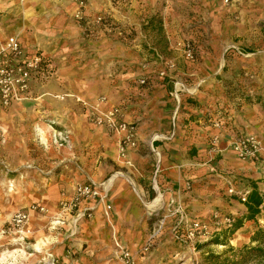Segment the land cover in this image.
<instances>
[{"label": "crops", "instance_id": "crops-1", "mask_svg": "<svg viewBox=\"0 0 264 264\" xmlns=\"http://www.w3.org/2000/svg\"><path fill=\"white\" fill-rule=\"evenodd\" d=\"M116 2L87 0L81 7L76 0H0V35L18 36L24 54L39 50L52 66L56 65L48 79H33L24 98L7 107L0 102V113H30L28 126L33 124L44 134L39 141L28 138L23 152L35 147L44 164L61 166L47 183L62 188L64 196L73 195L77 182L99 183L110 178L105 182L112 207L120 199L117 204L128 211L135 207L145 209L148 215L175 198H185L180 190L186 179L199 176L205 188L203 205L197 209L201 208V215L207 219L211 211L240 217L247 207L239 198L256 187L263 200L261 212L229 238L228 246L249 244L253 231L264 226V160H242L231 144L240 134H252L264 145V42L260 49L247 48L251 56L244 60L246 76L239 77L234 69L240 82L235 93L228 94L215 79L223 68L222 59L198 64L186 60L189 67L178 70L173 85L169 76L161 84L154 74L153 85L140 88L138 80L159 67L150 64L143 71L140 66L118 71L113 67L117 61L124 66L142 63L147 59L143 51L130 60L124 53L118 54L125 46L111 40L105 33L110 32L108 29L86 38L74 18L82 11L89 19L107 13L117 21H137L126 11L125 0ZM232 74L223 77L232 79ZM101 94L110 99L104 109L117 105L128 124L143 118L136 128L132 126L138 147L128 148L125 157L120 154L124 132L112 133L106 125L89 123L88 110L74 98L92 101ZM217 120L221 126L214 125ZM213 138H217L215 143ZM125 169L134 176L125 175ZM212 170L218 173H210ZM223 195L232 196L224 200ZM62 199L61 195L58 205ZM58 205L55 214L64 223L61 227H66L71 214L61 215ZM100 214L101 207L85 220Z\"/></svg>", "mask_w": 264, "mask_h": 264}, {"label": "rangeland", "instance_id": "rangeland-1", "mask_svg": "<svg viewBox=\"0 0 264 264\" xmlns=\"http://www.w3.org/2000/svg\"><path fill=\"white\" fill-rule=\"evenodd\" d=\"M116 1L123 0H111V3L117 5ZM124 3L126 11L137 17L136 22L117 21L107 13L89 19L77 12L74 18L79 21L86 38L98 36V32L108 29L110 32L105 31L106 35L125 46L118 54L122 52L130 60L135 54L141 56L139 52L143 51L147 59L139 65L127 66L117 61L113 67L118 71L123 67L136 70L138 66L143 71L150 64L159 67L156 72H149L138 80L140 88L153 85L154 74H157L155 81L161 84L166 83L165 78L169 76L173 85L178 70L189 67L186 60L198 64L207 59H222L223 68L215 79L228 94L235 93L240 82L234 69L238 70L239 77L246 76L248 70L244 60L251 56L247 48L260 49L264 42V0H125ZM99 16H102L101 20ZM152 18L154 21L150 22ZM160 22L163 30H160ZM228 72L233 73L232 79L223 77ZM74 98L88 110L89 123L96 127L105 125L97 122V117L100 111H105L104 104L110 102L107 95H98L92 101ZM14 113H0V264H127L117 251V243L129 250V264H210L209 252L221 253L228 248L212 244L199 249L197 244L180 242L174 236L180 214L169 212V208L173 210L180 206L187 216L185 228L191 219L207 222L217 218L211 211V217L205 219L200 213L201 208L197 209L203 205L205 188V182L199 176L186 179L180 190L185 198H175L176 203L171 206V201L160 205L151 214L135 207L128 211L126 206L117 204L118 199L109 217L101 208L102 214L93 220L84 219L74 224V217L70 216L67 226L61 227L64 223L58 222L61 217L55 212L59 198L64 196L63 189L47 183L49 175L60 165L44 164L35 147L23 152L28 138L39 141L44 132L33 124L31 128L28 126L30 113ZM141 121L143 118H138L129 124L136 128ZM28 164L31 167H27ZM123 173L134 176L127 169ZM210 173L218 172L212 170ZM231 196L223 195V198L228 200ZM32 203L45 206V211L31 214L24 232L15 231L10 225L11 216ZM188 204L191 207H187ZM158 221L164 222L163 227L156 238L150 239ZM245 264H264V257H253Z\"/></svg>", "mask_w": 264, "mask_h": 264}, {"label": "built area", "instance_id": "built-area-1", "mask_svg": "<svg viewBox=\"0 0 264 264\" xmlns=\"http://www.w3.org/2000/svg\"><path fill=\"white\" fill-rule=\"evenodd\" d=\"M77 3L84 7L87 0H76ZM83 15L82 11L78 12ZM102 19V16H99ZM191 55V50H188ZM54 70L50 60L39 50L30 54H24L21 42L16 35L1 36L0 35V102L7 107L14 100L22 99L28 95L31 89V82L34 78L42 79L49 78ZM97 122L105 124L112 132H124L121 138L120 154L125 156L128 148L137 146L133 127L121 118V111L117 105H112L105 111H100L97 117ZM215 126H221V121L214 122ZM214 143L217 138H213ZM233 152L242 160H264V145L262 141L252 134H240L235 137L231 144ZM246 199V194L242 196V200ZM175 202L171 201L169 206ZM60 214H71L74 217L73 222L76 224L80 220L91 218L94 212L101 207L106 216H110L112 204L110 202V194L107 182L95 183L93 181L77 182L74 186L73 195L71 197L64 196L59 204ZM169 212L179 213V219L176 220L174 226L175 238L186 244H197L208 235L213 233L215 226L220 224V220L214 223L205 222L199 219H194L187 223V216L182 211L180 206L168 209ZM45 211V206L32 203L28 208L17 210L10 219L11 228L15 231L24 232L23 228L29 221L31 214ZM215 217H218L216 215ZM225 222H229L230 218H225ZM58 222L63 224L62 219ZM163 221H158L156 227L150 234V239L156 238L163 227ZM212 224L213 227H212ZM117 251L120 256L129 264L131 254L129 250L120 243H117ZM51 264H54L52 262Z\"/></svg>", "mask_w": 264, "mask_h": 264}, {"label": "trees", "instance_id": "trees-1", "mask_svg": "<svg viewBox=\"0 0 264 264\" xmlns=\"http://www.w3.org/2000/svg\"><path fill=\"white\" fill-rule=\"evenodd\" d=\"M152 18L150 21H153ZM160 30H162V24L160 22ZM61 166H59L55 171H52L49 178L55 176L59 173ZM246 207L247 212L242 214L240 217H235L230 213H222L220 217L222 220L217 218H212L208 222H212L213 220H220V224L215 226L216 229L213 233L208 235L205 239L200 242H197L198 248L202 249L206 246L215 244V245H226L229 244V238L233 236V234L240 229L245 222L247 221H255L258 214L261 212L260 205L263 200L257 191L256 187L249 192L246 196L245 200H241ZM225 218H230L229 222H225ZM255 244V245H253ZM264 226H258L250 236V243L242 246L241 248H236L234 246L229 245L228 248L221 252H209L207 255L209 257L210 264H245L253 257L260 256L264 257Z\"/></svg>", "mask_w": 264, "mask_h": 264}]
</instances>
